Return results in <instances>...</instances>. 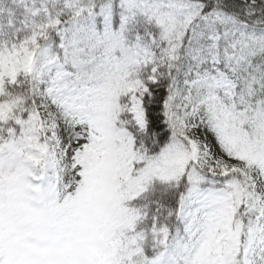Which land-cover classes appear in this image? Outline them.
Segmentation results:
<instances>
[{
  "label": "snow or ice",
  "instance_id": "snow-or-ice-1",
  "mask_svg": "<svg viewBox=\"0 0 264 264\" xmlns=\"http://www.w3.org/2000/svg\"><path fill=\"white\" fill-rule=\"evenodd\" d=\"M0 264H264V0H0Z\"/></svg>",
  "mask_w": 264,
  "mask_h": 264
}]
</instances>
